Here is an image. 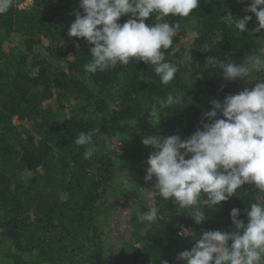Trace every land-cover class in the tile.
I'll use <instances>...</instances> for the list:
<instances>
[{
    "label": "trees",
    "instance_id": "obj_1",
    "mask_svg": "<svg viewBox=\"0 0 264 264\" xmlns=\"http://www.w3.org/2000/svg\"><path fill=\"white\" fill-rule=\"evenodd\" d=\"M24 1L13 0L0 15V264H183L178 254L190 250L203 231L234 230L233 208L247 221L248 205L264 196L254 184H244L217 209H202L208 219L196 224L193 209L150 195L155 178L144 177L152 151L143 145L139 152L137 144L150 135L189 138L202 128L201 120L210 122L204 113L213 100L223 102L264 79V73H254L249 81H228L218 66L207 64L209 57L240 64L264 49V30L252 31L258 20L245 11L250 0H200L188 17L157 21L153 13L146 20L180 24L165 52L179 68L168 85L135 58L85 72L90 46L68 36L75 13L83 12L79 0H30L22 9L18 4ZM246 15L252 16L251 35L235 28ZM189 28L193 40L187 48ZM169 94L184 96L183 104L161 107L159 100ZM126 129L144 130L133 134L135 150L113 147ZM89 131L95 152L86 160L85 147L93 145L74 141ZM115 198L131 203V228L129 240L109 260L103 218H111ZM152 206L159 209L155 223L137 219ZM185 228L194 236L178 235Z\"/></svg>",
    "mask_w": 264,
    "mask_h": 264
},
{
    "label": "clouds",
    "instance_id": "obj_2",
    "mask_svg": "<svg viewBox=\"0 0 264 264\" xmlns=\"http://www.w3.org/2000/svg\"><path fill=\"white\" fill-rule=\"evenodd\" d=\"M13 0H0V15L9 11ZM200 0H79L81 13L68 28V36L85 39L91 60L84 71L95 74L127 65L135 58L152 66L163 85L175 79L178 65L166 59L165 52L173 44L180 27L166 20L146 23L155 13L159 21L168 16L188 17L199 7ZM246 12L254 13L258 26L264 30V0H250ZM122 16H130L124 23ZM252 16L237 19L240 32L252 31L248 23ZM76 47L80 45L77 42ZM230 60V59H229ZM207 64L216 65L228 81L250 80L254 73H264V49L248 55L243 63L219 61L209 57ZM184 102V96L169 94L159 100L163 108H174ZM212 110L204 113L210 121L204 123L189 138L180 135L146 136L145 146L155 149L147 159L146 182L155 183L150 195L173 200L180 209H193L191 218L196 224L208 219L206 209H217L222 202L236 195L244 184H254L264 193V79L238 94L227 95L223 102L213 100ZM159 121L151 122L155 126ZM77 146L93 145V131L81 132L75 138ZM94 145L85 147L84 159H90ZM127 180L124 181L127 185ZM201 204V208H194ZM219 206V207H217ZM205 209V210H202ZM247 221L240 219L241 210L230 212L233 231L206 230L190 250L177 256L183 264H264V196L248 205ZM159 209L138 212L141 222L155 223ZM178 235L194 236L190 229ZM167 264V262H165Z\"/></svg>",
    "mask_w": 264,
    "mask_h": 264
},
{
    "label": "rangeland",
    "instance_id": "obj_3",
    "mask_svg": "<svg viewBox=\"0 0 264 264\" xmlns=\"http://www.w3.org/2000/svg\"><path fill=\"white\" fill-rule=\"evenodd\" d=\"M30 5H31L30 0L18 4V6L22 9L29 8ZM192 33L193 32L191 31V28H189L186 37L183 39V45L186 46L187 48L189 47V45L193 40ZM125 131L127 132L123 134L122 138H118V140L117 139L113 140V147L114 148L118 147L120 149H123L124 146H128L130 147V149L133 148L135 150V143L137 141H133V139H137V138H134L135 135L133 134L135 133L137 135L139 134V132L142 133V131L144 130L133 129L132 131L131 129H126ZM142 146L143 144L141 145V143L137 144V148H138L137 150L139 152L144 150ZM144 148H146V146H144ZM147 148L152 152L155 151V149L152 148L151 146H147ZM123 185L124 184H122L121 182H118V187ZM112 191H110L111 194ZM112 203H114V207H112V209L109 211V216L111 218H108V214L106 215L107 221L105 220V218H103V222L105 225L103 231L105 232V236H106L105 239H106V246H107L109 260L114 259L117 256V252L119 250V247L121 246V243L129 240L130 228H131L129 224L130 222L129 212L131 209V203L127 202L125 199H116V198L112 200Z\"/></svg>",
    "mask_w": 264,
    "mask_h": 264
}]
</instances>
